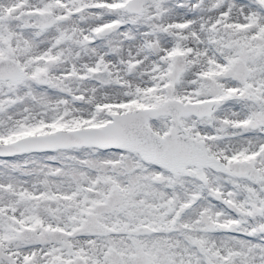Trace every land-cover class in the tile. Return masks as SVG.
<instances>
[{
	"label": "snow or ice",
	"instance_id": "1",
	"mask_svg": "<svg viewBox=\"0 0 264 264\" xmlns=\"http://www.w3.org/2000/svg\"><path fill=\"white\" fill-rule=\"evenodd\" d=\"M0 264H264V0H0Z\"/></svg>",
	"mask_w": 264,
	"mask_h": 264
}]
</instances>
